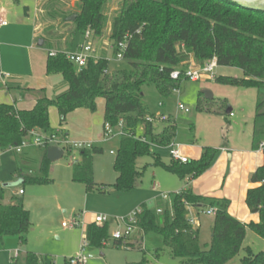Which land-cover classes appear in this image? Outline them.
<instances>
[{
	"label": "trees",
	"instance_id": "16d2710c",
	"mask_svg": "<svg viewBox=\"0 0 264 264\" xmlns=\"http://www.w3.org/2000/svg\"><path fill=\"white\" fill-rule=\"evenodd\" d=\"M105 2L79 0L78 12L73 13L76 15L73 24L81 43L87 30L94 38L101 36ZM108 37L114 58L121 51L119 44L124 43L121 60L128 68L110 70V62L105 58H89L83 67L78 68L62 52L48 55L46 74L60 75L67 88L51 98L39 90L31 109H17L14 104L0 103L2 151L20 145L32 130L53 132L49 121L51 107L56 109L61 125L67 114L74 110L94 112L97 100L102 99L103 124L107 122L116 127L121 121L124 133L119 138L112 162L116 178L111 187L116 192L134 188L143 173L137 168L136 161L143 156H151L153 164L189 181L210 166L218 149L204 147L196 160L178 163L170 159L164 164L151 146L167 147L175 138L176 128L171 122L155 132L154 124L144 122L145 116L152 112L143 102L142 87L151 85L161 97L168 98L184 81L171 79V71L188 66L190 57L196 65L214 59L216 66H235L242 70V78L217 76L214 81L257 91L251 148L259 146L260 140L255 137L257 129L264 132V122H259L264 115V11L244 9L227 0H122ZM199 109L203 110L202 107ZM46 148H41L43 154L39 164L43 176L24 175L25 166H19L15 174L16 184L49 182ZM101 152V147L93 145L79 149V159L71 165V180L84 184L88 190L96 188L105 194L108 185L93 180V157ZM69 153L66 150L63 157ZM262 154L263 163L251 173L249 182L252 186L245 193V204L250 212L258 214L257 222L242 223L228 213L226 199L203 197L186 188L171 194L169 208L159 204L163 207L160 214L142 205L135 230L142 235L155 233L161 236L163 245L173 257L180 259L181 264L228 263L239 252L246 229L264 239V148ZM6 186L0 185V242L6 236H18L24 243L30 229V213L15 196L5 201ZM185 204L197 213L206 205L216 208L210 240L204 248L200 246L198 229L188 223ZM84 238L87 246L104 245L109 239V225L88 223ZM112 242L115 246L124 245L121 240L112 239ZM240 263L264 264V252L253 253L246 248V255ZM23 264H39V258L27 252ZM137 264L151 263L142 257Z\"/></svg>",
	"mask_w": 264,
	"mask_h": 264
},
{
	"label": "rangeland",
	"instance_id": "374dc122",
	"mask_svg": "<svg viewBox=\"0 0 264 264\" xmlns=\"http://www.w3.org/2000/svg\"><path fill=\"white\" fill-rule=\"evenodd\" d=\"M50 1L52 2L47 5L46 10L52 16L50 19L58 23H56V30L68 32L74 29L73 21H67L66 18L78 12L79 0ZM33 3V0H20V7L25 5L32 12L34 11ZM121 3L122 0H106L102 8L105 18L101 36L91 37L94 56L108 59L110 70L128 68L124 61L112 56L108 37L111 22L118 14ZM213 74L215 77H243L242 70L235 66H216ZM178 88V91L172 92L168 98L161 97L151 85H144L142 93L143 102L150 111L163 112L172 118V123L176 128L174 142L182 145V154L189 161L196 160L204 147L218 149L220 146H226L231 155L228 157V153L224 155L218 149L210 166L201 175L189 179L190 183L187 188L201 196L203 190L212 188L218 191L223 190L230 195L238 194L241 189L243 190L244 168L247 162L244 152L250 151L257 91L253 88L222 85L214 80L196 82L184 80L180 82ZM205 89L212 93V99H207L203 95L202 91ZM158 102H163L164 107H158ZM178 102L188 109L187 113L176 109ZM229 108L230 112H228ZM52 111L50 123L57 125L59 124L58 113L55 110ZM230 113H232L231 116ZM259 122L263 124L264 115L260 117ZM102 124V99L97 100L94 112L85 109L74 110L67 114L65 121L61 123L68 130L69 141L91 143L93 146L102 148V152L93 157V180L97 184L108 185V193H100L96 188L88 190L84 184L72 182L71 165L79 158L76 151L49 162L46 172L48 183L16 184L18 186L15 188H7L8 194L19 188L25 191L24 195H17V198L30 213V229L25 235L24 243L20 242L18 236H9L0 243V264H23L24 254L27 252L36 255L39 258V264H66L69 258L75 257L80 252L85 225L91 217L94 221V216L97 214L105 216L107 218L105 223L111 226H109V239L100 247L86 246L84 248L82 254L86 258L85 264H137L142 257L151 264H181L180 259L173 257L170 250L163 245L161 236L155 233L143 234L142 242H139L132 234L124 243V247L113 244L110 232L114 230V227L124 230V225L121 222L116 223L113 217L123 215L104 212V210H99L100 208L117 207L114 205L116 201L125 202L127 207L131 205L129 199H132L133 201L139 200V202L124 216L142 205L153 211L156 205L160 204L156 200L158 194L176 192L184 187L188 180L181 179L176 173L161 165L153 164L151 156H143L136 161L137 168L143 170V173L136 181L134 188L126 192H116L111 187L116 178L112 162L119 138L97 143L93 133L100 134ZM166 124L156 122L155 132H159ZM255 137L264 140V132L257 129ZM25 143L26 146L20 153L4 150L5 152L0 155V184L15 182L18 168L16 164L24 156L30 157V160L27 163L29 168L25 167L22 173L31 177L43 176L39 169L41 151L33 145L32 137H26ZM152 149L164 164L169 163V148L156 146ZM111 150L113 153L110 152ZM261 156L255 153L253 157L261 159ZM219 157L220 160L217 161ZM117 195L120 196L117 197ZM86 196L89 198L86 199ZM94 204L101 207L98 208ZM161 205L169 208L170 202H161ZM205 207L207 206H203ZM90 210L93 211L92 214H83ZM205 210L203 209L200 215L199 242L203 248L210 240L213 220V216L205 215ZM74 214L80 215V224L74 228L63 227L61 222L69 224ZM246 248H250L253 253L264 252V239L250 229H246L239 252L226 264H241L240 260L246 255ZM17 250L20 251L18 256Z\"/></svg>",
	"mask_w": 264,
	"mask_h": 264
},
{
	"label": "crops",
	"instance_id": "0c3cea01",
	"mask_svg": "<svg viewBox=\"0 0 264 264\" xmlns=\"http://www.w3.org/2000/svg\"><path fill=\"white\" fill-rule=\"evenodd\" d=\"M33 1H34L33 3L34 11L31 12L29 7L25 5L22 6V8L20 7V0H0V18L5 20L7 23L6 25H2V26L0 25V74L8 75L7 77L4 78L0 77V103L14 104L17 109H31L35 104L36 98L39 96V92H38L39 90H42L43 94H45L49 98L66 90L67 88L66 84L64 83L60 75L46 74L45 66H46L47 56L49 55V53L53 51L55 52L75 51L76 49H78L82 41L74 33V29L68 32L67 31L58 32L56 30L58 23L50 19L52 16H50L47 13L48 11L46 10L47 5L52 1L50 2L49 0H33ZM38 41H41L42 44L38 45ZM96 57L102 58L101 56H96ZM189 63L195 64L192 57H190ZM162 106L164 107L163 102H162ZM52 110H55V112L57 113L56 109H53L51 107L49 109V121H50V114H52L53 112ZM167 115L169 116V114ZM169 118L172 120L170 116ZM50 126L54 130L59 129L65 132L67 137L70 138L69 137L70 135L68 134V130L66 129L65 125L63 126L59 124L52 125L50 123ZM153 129L155 131L156 129L155 125H153ZM102 131H103V124H102ZM102 131L100 134L97 135L93 133V137L94 139H96L97 143L104 142L102 140ZM263 142L264 140L261 139L259 141V144ZM153 147L151 146L152 151H153L152 149ZM36 148L38 149V151H41V157H42L43 154L42 149L38 147ZM218 149L219 152L224 153V155L225 153L227 154L229 152V148L226 146H220L218 147ZM2 152L4 153L5 151L3 150ZM244 153L246 154L247 162L244 168L245 173H244V183L242 185L243 190L241 189V192H239L238 194L230 195L227 192L226 193L223 192V190L218 191V189L216 190L214 188L212 189L210 188L211 190L208 189L203 190L202 196L207 198L226 199L228 201L227 211L232 217H234L235 219H237L242 223H248L250 221L257 222L259 220L258 214L250 212L247 205L245 204V193L246 190L252 186V184L249 182V177L251 173L263 163V154H262V150L259 149V146L256 149H252L251 143H250V151H246ZM255 153H257L258 155H262L261 159L259 158L256 159V157L254 158L253 156H255ZM198 156L199 154L197 155V157ZM220 157L217 161L220 160ZM228 157H231L230 153H228ZM29 160L30 157L24 156L23 158L20 159V162H18L16 166L17 167H19V165L25 166L28 169L29 166L27 165V163ZM29 171H31V169H29ZM189 183H190L189 181H186L185 186L181 187L176 192L186 189ZM4 184L8 185L5 188L6 202L8 201L10 196L17 197V195L22 196L25 194V191L21 188H19L17 191L13 190L10 194H8L6 191L7 188H15L18 185H16L15 182L4 183ZM20 189L23 190L22 194L18 193ZM118 196L120 195H117V197ZM88 198L89 197L86 196V199ZM102 198H106V197H102ZM129 201L131 205L127 207L125 202L116 201L114 205H116L117 207L106 206L104 207V209L100 208L99 210H104V212H108L112 214L123 215V216H114L113 217L114 219H116L117 217H124V214L128 213L139 202V200L133 201L132 199H129ZM94 205H96L98 208L101 207L98 204H94ZM206 206L207 207L203 208L204 210L211 207L208 205ZM122 207L123 209H121ZM203 209L200 210L199 213H197L194 209H192L193 215L197 217V225L194 228L198 229L199 235L201 229L200 215ZM87 213L92 214L93 211L90 210L83 212V214L85 215H88ZM79 216L80 215L74 214V216L70 219V221ZM92 220L93 219L91 217L88 220L87 224L91 223ZM132 236H135V238L139 240V242H142L141 241L142 234L138 233V231L135 230ZM8 237L9 236L4 237L3 240H5V238ZM3 240L0 243H2ZM13 242L14 244H17L16 241ZM19 253L20 251L17 250V256L19 255Z\"/></svg>",
	"mask_w": 264,
	"mask_h": 264
},
{
	"label": "built area",
	"instance_id": "2783aa9c",
	"mask_svg": "<svg viewBox=\"0 0 264 264\" xmlns=\"http://www.w3.org/2000/svg\"><path fill=\"white\" fill-rule=\"evenodd\" d=\"M6 21L0 18V25H6ZM91 32L87 30L84 34V40L79 45L78 49L75 51H69V52H62L64 53L66 59L69 62H72L74 65H76L78 68L83 67L87 60L89 58H93L97 60L99 57L94 56V50L91 44ZM124 43L119 44V47L121 48V51L117 54L116 58L122 59V50L124 49ZM58 52H51L49 55L53 56L56 55ZM216 67L215 60L212 59L202 65H195V64H189L186 67H183L182 69L176 68L173 69L170 73L171 79L178 80H188L192 82L196 81H207V80H214L215 76L213 74V70ZM7 74H0V77L4 78L7 77ZM178 91V90H176ZM158 107H162V102L157 103ZM176 109L179 111H183L185 113L188 112V109L180 102L177 103ZM232 113H230V116ZM145 123H151L155 124L156 122L159 123H171L172 120L169 118V116L162 112H153L152 114H148L144 118ZM124 133L122 131V122L120 121L116 127H112L109 123L105 122L103 124V131H102V140L108 141L112 140L116 137L120 138L123 136ZM29 136L33 138V145L38 148H45L49 146H58L61 149H63V152L65 153L66 150L72 151H78L81 148H89L91 147V143H84V142H78V141H69L66 134H63L61 130L56 129L51 133H43L39 132L37 130H32L29 132ZM26 146L25 139L21 142L20 145L15 147H10L7 150H12L15 152H20L22 148ZM169 148V156L170 159L173 161H177L178 163H187L189 160L186 156L182 154V145L179 143L174 142V140L167 146ZM264 148V142L259 144V149ZM2 150L0 149V155ZM113 153V151H110ZM76 161V160H75ZM174 192V193H179ZM19 194L23 193V190L18 191ZM171 194L167 193H160L157 195L156 200L161 202H170ZM147 208V207H145ZM185 208L187 210L186 218L188 220V223L192 225L194 228L197 225V217L193 215L192 213V207L189 204H185ZM142 207H139L138 209L132 211L128 215L124 217H117L116 223L121 222L124 225V230H119L114 228V230L110 233V237L113 240H121L123 244L131 237L133 232L135 231V223L137 219V215L141 212ZM148 209V208H147ZM163 211V207L156 205V207L153 209V212L156 214H160ZM216 213L215 207H209L205 210V214L209 216H214ZM94 222L96 224H104L107 222V218L105 216L96 215L94 217ZM80 224V216L77 218H74L70 221L69 224L62 223V226L68 227V228H74ZM87 246V241L85 238L83 239L82 245L80 247V252L75 256L71 257L66 261V264H85L86 258L82 254L84 248Z\"/></svg>",
	"mask_w": 264,
	"mask_h": 264
},
{
	"label": "water",
	"instance_id": "95a60500",
	"mask_svg": "<svg viewBox=\"0 0 264 264\" xmlns=\"http://www.w3.org/2000/svg\"><path fill=\"white\" fill-rule=\"evenodd\" d=\"M230 2H234L240 7L248 10L253 11H264V0H227ZM75 14H72L66 18L67 21H73L75 19ZM42 42L38 41V45H41ZM203 95L207 99H212L213 95L212 93L205 89L202 91ZM228 112H230V108L228 109ZM64 155L63 149H61L58 146H49L45 150V156L49 162L56 161L58 159H61Z\"/></svg>",
	"mask_w": 264,
	"mask_h": 264
}]
</instances>
